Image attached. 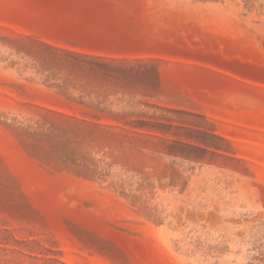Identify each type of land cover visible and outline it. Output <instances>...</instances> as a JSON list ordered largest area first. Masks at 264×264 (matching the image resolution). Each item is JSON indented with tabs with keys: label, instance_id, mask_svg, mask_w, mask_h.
Returning <instances> with one entry per match:
<instances>
[{
	"label": "rangeland",
	"instance_id": "rangeland-1",
	"mask_svg": "<svg viewBox=\"0 0 264 264\" xmlns=\"http://www.w3.org/2000/svg\"><path fill=\"white\" fill-rule=\"evenodd\" d=\"M0 264H264V0H0Z\"/></svg>",
	"mask_w": 264,
	"mask_h": 264
},
{
	"label": "trees",
	"instance_id": "trees-1",
	"mask_svg": "<svg viewBox=\"0 0 264 264\" xmlns=\"http://www.w3.org/2000/svg\"><path fill=\"white\" fill-rule=\"evenodd\" d=\"M63 53L69 56V67L76 71L81 78L85 76L92 80H118L120 77H124L127 71L132 69L131 66H127L124 59L108 58L100 55L72 51L69 52L66 50H63ZM78 102L100 111L106 110L104 107L100 106L103 99L93 100L89 98L87 100H79ZM115 118L121 120L117 117ZM92 124L101 125L100 123Z\"/></svg>",
	"mask_w": 264,
	"mask_h": 264
}]
</instances>
